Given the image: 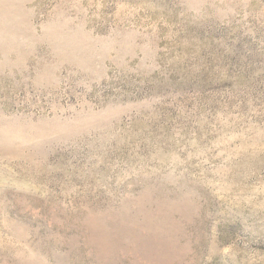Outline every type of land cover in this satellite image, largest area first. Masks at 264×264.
<instances>
[{"label": "rangeland", "instance_id": "obj_1", "mask_svg": "<svg viewBox=\"0 0 264 264\" xmlns=\"http://www.w3.org/2000/svg\"><path fill=\"white\" fill-rule=\"evenodd\" d=\"M0 264H264V0H0Z\"/></svg>", "mask_w": 264, "mask_h": 264}]
</instances>
